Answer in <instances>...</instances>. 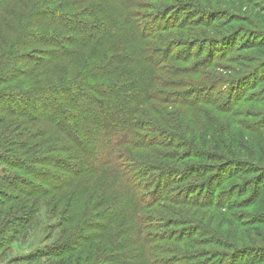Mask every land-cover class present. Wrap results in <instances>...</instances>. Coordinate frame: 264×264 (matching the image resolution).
Segmentation results:
<instances>
[{"label": "trees", "instance_id": "obj_1", "mask_svg": "<svg viewBox=\"0 0 264 264\" xmlns=\"http://www.w3.org/2000/svg\"><path fill=\"white\" fill-rule=\"evenodd\" d=\"M78 1L0 0V189L11 194L0 200V241L11 243L15 235L24 230L22 226L19 229L14 225L21 220L29 223L45 209L46 215L57 221L61 229L60 239L66 242L39 248L24 258L26 261L43 257L49 259L50 264H165L162 262L164 260L153 258L156 248L149 246L148 239L142 238L137 223L141 219L138 217H135L137 222L134 219L133 224L132 219L128 222L129 230L119 229L117 242H112L116 249L130 247L124 244L128 238L123 232L131 234L130 237L139 241L131 253H108L105 257H96L92 262L95 255L108 249V244H95V241L102 239V235L114 228L115 223H121L127 217L134 218L129 211L143 206L131 194L121 207L115 204L116 195L110 203L113 205L109 208L111 210L101 211L105 197L96 200L95 191L89 192L86 188L75 186L79 180H89L101 173L102 169L116 167L122 146L136 142V131L140 124L137 115L151 95H148L149 89H139V82L145 76V83L149 86L152 83V77L147 76L150 70L143 63L155 64L151 58L155 52L143 48V42L151 38L148 27L160 24L163 18H154L147 28L141 29L130 12L134 0H100L112 3L120 15L119 20L110 26L83 19L79 14L82 9L77 11L78 16L62 12ZM123 33H131L126 39L137 49L134 51L136 53L129 51L132 49L129 44L123 43ZM113 42L121 46V53L111 55V50V57H108L110 49L104 48ZM92 45L97 51L103 48L107 58L96 66L88 64L84 70L81 67L77 73L73 70L75 59ZM210 65L205 68H210ZM90 67L93 70L89 74ZM108 76L114 78L112 84L89 83L92 79L96 81V78L105 79ZM208 90L210 88L207 86L195 84L183 96L190 95L191 91L195 93L186 99H178L176 103L214 106L216 101L207 98ZM152 96L150 99L155 101ZM251 101L264 107L263 94L260 99ZM233 108L220 109L221 114L229 116V123L226 116H222L229 127L218 122L212 126L210 133L214 138L211 141H215L214 147L225 154L223 158L217 155L213 158L217 163L214 167L219 168V172H229L224 176L225 181L231 177L234 179L243 171H235L239 165L236 162L238 159H250L258 164L264 158V137H255L258 132L250 133L241 120L240 123L235 122V118L242 116V113L230 114ZM233 125L235 129L231 128ZM56 133L66 143L62 141L64 144L58 146L52 144L56 142ZM243 138L248 142L245 143ZM63 147L73 148L77 157L67 158L59 154ZM226 157L229 158L227 161L220 162ZM118 171L119 178L113 180L114 184L122 182L128 189L119 191L122 202L124 194L129 190L132 192L133 188L122 171ZM197 177L194 175L192 179ZM258 192H262L261 188L254 190L253 203H257ZM216 195L213 194L208 204L210 207H217ZM91 212L88 218L87 214ZM259 219L253 222V227L258 229L247 227L251 235L257 237L256 241L264 244V216ZM233 226L237 228L235 223ZM173 233L179 236L177 232ZM191 235L180 238L187 252L178 256V262L202 264V261L195 260L206 254L197 252L196 248L206 243L187 244ZM248 236L246 234L245 239L230 242L233 256L238 255L243 259L247 255L243 248L235 251L233 246L249 245L251 239ZM174 263L177 264L175 259Z\"/></svg>", "mask_w": 264, "mask_h": 264}, {"label": "rangeland", "instance_id": "obj_2", "mask_svg": "<svg viewBox=\"0 0 264 264\" xmlns=\"http://www.w3.org/2000/svg\"><path fill=\"white\" fill-rule=\"evenodd\" d=\"M134 3L130 12L141 29L147 28L154 18H163L160 24L148 27L151 38L143 42V48L155 52V55H151L155 64L143 63L150 70L147 76L152 77V83L150 86L145 83L146 76L139 82V89H149L148 95H153L155 101L149 96L142 105L137 115L140 124L136 131V142L122 146L116 167L102 169L101 173L89 180H79L75 186L86 188L89 192L95 191L96 200L105 197L101 211L111 210L109 208L113 205L110 203L116 195L115 204L121 207L133 194L143 208L129 211L134 214V218L127 217L124 218L125 222L123 219L121 223H115L113 226L116 230L112 227L102 235V239L95 241V244H108V249L95 255L92 262H95L96 257L99 259L108 253H131L139 242L137 238L130 237L131 234L123 232L128 238L124 244L130 247L116 249L112 242H117L119 229L129 230L128 222L132 219L133 224L135 217H138L141 220L135 221L140 225L142 238L148 239L149 246L156 248L153 258L164 260L162 262L165 264H176L174 259L177 264H181L178 256L187 251L180 238L188 234L192 235L187 239V244L206 243L196 248L197 252L206 254L196 259V262L264 264V244L258 243L257 237H253L249 231V227L258 229L253 227V222L264 216V158L263 164L244 158L235 160L239 164L235 171H243L235 175L234 179L231 177L225 181L224 176L229 172H219V168L214 167L217 163L213 161L215 155L223 158L225 154L220 148L214 147L215 141H211L214 138L210 135L212 126L218 122L228 125L223 121L222 116L226 115L221 114L220 109L234 106L230 114L242 113V116L235 118V122L240 123L241 120L243 127L250 133L258 132L255 137H264V107L251 101L260 99L262 94L264 96V0H134ZM112 5L107 1L79 0L72 3L67 11H60L78 16L77 11L82 9L79 14L83 19L110 26L120 18ZM122 36L123 43L132 48L130 52L137 50L126 39L131 33H123ZM93 46L75 59L73 70L77 73L79 68L84 70L88 64L96 66L107 58L103 48L97 51ZM120 47L113 42L104 49H110L108 57H111L112 54L121 53ZM206 65L211 67L205 68ZM90 68L89 74L93 70ZM95 80L89 83L93 81L97 85H109L114 82L111 76ZM195 84L210 88L207 98L216 101L214 106L176 103L178 99H186L194 94L191 91L190 95L183 96ZM231 128L235 129L234 125ZM55 137L56 142L52 144H64L60 134L56 133ZM246 140L243 138L245 143L248 142ZM73 151L71 147L64 148L59 154L76 158ZM228 157L220 162L227 161ZM260 168L261 171L258 170ZM118 170L122 171L133 188L132 192L129 190L124 194L122 202L120 192L128 189L122 182L114 184L113 180L119 178ZM257 171L259 173H255ZM194 175L199 177L192 179ZM81 181L87 183L81 185ZM256 188H261L262 192L257 193V203H253ZM0 192V200L11 195L1 189ZM213 194H217L218 199V204L215 203L217 207L214 208L208 205ZM92 212L87 214L88 218ZM56 222L42 209L29 223L21 220L18 225H14L19 229L22 226L24 230L15 235L11 243L0 241V264H50L51 261L43 257L33 261L24 258L39 248L66 242L60 239L61 229ZM234 223L237 228L233 226ZM173 232L179 236L176 237ZM246 234L251 243L233 244V248L235 251L243 248L248 252L247 255L243 259L238 255L233 256L230 244L234 239H245Z\"/></svg>", "mask_w": 264, "mask_h": 264}]
</instances>
